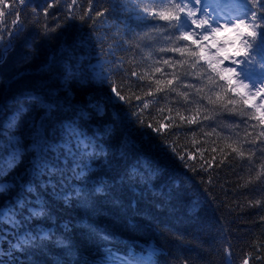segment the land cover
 Returning <instances> with one entry per match:
<instances>
[{"label":"trees","instance_id":"1","mask_svg":"<svg viewBox=\"0 0 264 264\" xmlns=\"http://www.w3.org/2000/svg\"><path fill=\"white\" fill-rule=\"evenodd\" d=\"M14 2L17 8H8L11 15L5 11L0 18V28L16 33L8 37L5 32L0 48V128L25 97L38 96L42 103L29 109L18 129L24 155L15 168L0 175V206L14 204L18 194L33 201L38 195L48 216L31 220L20 232L54 233L42 249L16 253V264H106L112 259L107 256L110 248L137 259L151 254L152 264H243L246 258L249 264H264V174L256 178L264 157L257 150L250 163L229 147L235 146L236 133L243 137L247 125L241 121L246 118L214 111L206 101L199 104L197 116L187 109L198 105H184L180 98L177 102L174 92L156 93L143 109L144 100H153L144 95L149 85L155 92L154 80L163 86L172 77L154 73L152 80L141 81L131 73L143 74L153 61L171 62L179 54L159 52L167 47L166 37L155 32L145 37L152 25L137 26L119 6L123 0H93V11L84 20L68 18L71 0H59L47 16L42 10L53 0H28L26 5L5 0L0 9ZM77 5L72 11L83 15L88 0H77ZM104 9H109L104 16L95 15ZM17 17L19 27L13 29ZM220 36L234 41L235 33L221 30ZM233 51L229 44L228 52ZM155 67L171 72L162 63ZM102 71L105 80L99 77ZM185 83L204 88L200 96L210 94L194 76ZM113 85L128 99L117 97ZM177 111L198 122L180 120ZM38 118L45 120L50 144L69 139L61 128L75 121L95 145L96 154L86 158V179L74 177L72 159L64 152L42 154L40 173L33 170L36 154L30 149L29 127ZM71 145L75 151V139ZM244 150L251 149L245 145ZM45 163L57 171L44 170ZM29 187L36 191L28 193ZM80 190L86 202L76 196ZM0 232L7 233V240L0 235V249L6 252L15 236L3 225ZM98 233L111 243L99 240ZM58 239L68 247L58 245Z\"/></svg>","mask_w":264,"mask_h":264},{"label":"snow or ice","instance_id":"2","mask_svg":"<svg viewBox=\"0 0 264 264\" xmlns=\"http://www.w3.org/2000/svg\"><path fill=\"white\" fill-rule=\"evenodd\" d=\"M58 2L59 0L49 2L47 7L42 10L43 14L47 16L49 9ZM4 3L5 0H0V4ZM27 3L28 0H18L19 5H26ZM92 3L93 0H88V8L83 15L76 16L72 9L74 5L78 7L77 0H71L68 5V18L84 20L93 11ZM119 6L129 13L130 19L134 18L137 26L152 25L149 32L144 33L145 37H149L153 32L166 37L163 42L167 47L160 48L159 52L179 54L171 62V58L153 61L152 65L144 69L143 74L135 71L131 73L132 76L138 77L141 81L146 78L152 80L154 73H162V75L172 77L167 79L163 86H161V80H154L155 92L152 90V85H149V91L144 95L153 97V100H144L143 109H147L149 104L155 100L156 93L174 92L176 93L174 99H182L184 105L189 103L198 105L194 109H187L195 111L197 116L201 112L199 104L206 101L207 106H212L214 111H228L246 118L241 121L247 125L243 137L236 133L235 146L229 145L232 152L241 158L247 156L250 163H254L253 157L256 156L257 150H259L260 156L264 157V148L260 147V145H264V0H123ZM9 7L15 9L17 3L14 2L12 5H6L4 9H0V18L5 15V11H8ZM108 11L109 9L97 11L95 15L97 17L104 16L105 12ZM8 14L11 15V11H8ZM158 21L165 23H153ZM18 27L19 17L12 21V28L18 29ZM222 29L229 32L234 31V41L222 38L220 36ZM45 30H48L46 25ZM51 31H55V29ZM5 32L8 37L16 34L12 29L0 28V48L4 46L6 40ZM7 42L11 43L10 40ZM229 44L234 48L231 54L228 52ZM111 47L112 45H109L110 49ZM151 56L152 54L149 53L147 58L151 59ZM226 61L229 62L227 66L225 65ZM158 63L166 65L171 69V72L165 73L162 68L155 67ZM66 72L69 77L74 76V73L67 70ZM190 76L196 77L198 82L203 83L210 94L200 96L204 88L185 83ZM99 77L102 80L107 79L103 71ZM112 91L121 100L128 99L121 95L115 85H113ZM194 97H198V99H194ZM135 99L140 100L141 97L135 96ZM257 99L260 100V103H256ZM168 102L171 103L172 101ZM18 103L20 106L0 128V153L7 152V155L0 156V175L7 174L21 162L24 155V145L21 136L17 135L18 129L24 122L25 114L29 109L40 108L42 101L38 96L31 95L25 97L23 102ZM52 106L50 104L49 108ZM207 106H205V111ZM143 109L137 114L138 118L143 113ZM168 110L172 111V109ZM176 115L186 123L198 122L195 116L191 120H186L178 111ZM81 118H83V113H81ZM209 118L212 117L204 116V119ZM252 121H256V123H252ZM149 126L151 127V125ZM161 127L166 126L161 125ZM248 128L251 131H248ZM155 130L159 132L161 128ZM45 132L44 119L38 118L31 122L29 127L30 149L36 154L33 170L37 174L40 173L42 154L49 151L64 152L72 159L74 177L86 179L89 168L86 158L96 154L95 145L79 131L76 122L69 121L61 128L62 134L69 139L64 140L59 145L48 143ZM72 139L76 141L75 151L71 145ZM245 145L251 150L246 152L244 150ZM181 158L183 159V157ZM260 167L261 172L257 173V179L264 174V159H262ZM43 169L49 173L57 171L56 168L49 167L46 163L43 165ZM2 190L3 186L0 185V191ZM35 191L33 187L27 189L28 193ZM96 191L100 192L102 188H96ZM76 196L85 202L87 200V196L82 193V190L76 191ZM33 204L35 206H32ZM47 216V206L38 195L33 201L26 195L18 194L14 204L0 206V225L10 229L15 236V242H9L6 252L0 249V264H16V253H28L33 249H42L47 242L53 240L54 233L49 231L33 233L31 230H27L23 234L20 232V229L25 224L30 223L31 220ZM0 235H3L4 239L7 240V233L0 232ZM97 237L102 242L111 243L108 236L98 233ZM55 242L58 245L68 247L62 239ZM107 256L112 257V259H106V264H152L151 254L137 259L132 253H127L124 256L117 255L110 248ZM255 259L259 260L261 257L257 256ZM243 264H249V260L246 258Z\"/></svg>","mask_w":264,"mask_h":264},{"label":"rangeland","instance_id":"3","mask_svg":"<svg viewBox=\"0 0 264 264\" xmlns=\"http://www.w3.org/2000/svg\"><path fill=\"white\" fill-rule=\"evenodd\" d=\"M222 31L225 32V31H227V30L222 29Z\"/></svg>","mask_w":264,"mask_h":264}]
</instances>
